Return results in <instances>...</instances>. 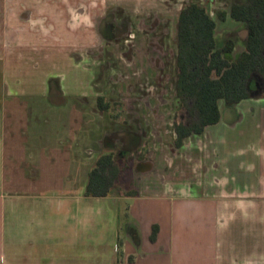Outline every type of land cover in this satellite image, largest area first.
I'll use <instances>...</instances> for the list:
<instances>
[{
    "label": "crops",
    "instance_id": "obj_1",
    "mask_svg": "<svg viewBox=\"0 0 264 264\" xmlns=\"http://www.w3.org/2000/svg\"><path fill=\"white\" fill-rule=\"evenodd\" d=\"M189 1L0 0V70L11 59L26 69L50 64L36 99L10 89L0 73V264H264V85L236 104L220 101V120L178 148L170 123L160 118L170 111L165 99L119 95L130 114L122 129L97 107L105 90L103 19L121 24V36L131 39L135 27L154 16L166 21L176 7L174 30L164 26L152 38L147 30L137 60L125 47L115 52L117 40L110 41L111 58L117 53L125 71L142 68L147 81H162L173 65L178 14ZM206 1L216 42L232 39L241 52L245 26L227 14L217 18L228 2ZM171 71L175 76V66ZM241 117L248 125L235 132ZM220 123L230 132L218 138L215 130L206 140L218 143L212 151L234 179L215 171L219 164L205 147L207 129ZM106 138L109 149L147 148L133 178L151 192L84 195ZM158 150L160 164L150 159ZM174 158L170 181L166 166Z\"/></svg>",
    "mask_w": 264,
    "mask_h": 264
},
{
    "label": "trees",
    "instance_id": "obj_2",
    "mask_svg": "<svg viewBox=\"0 0 264 264\" xmlns=\"http://www.w3.org/2000/svg\"><path fill=\"white\" fill-rule=\"evenodd\" d=\"M222 1L228 2V12L219 11L217 18L223 20L227 14L247 31L244 49L239 53L234 52L232 39L216 42V22L208 4L190 0L178 14L175 90L183 118L174 121L176 146L220 120V101L236 104L250 97L257 85H264V0ZM99 106L106 107L101 99ZM125 163L118 151L104 149L88 171L84 195L136 194L120 188ZM154 237L155 227L151 239Z\"/></svg>",
    "mask_w": 264,
    "mask_h": 264
},
{
    "label": "flooded vegetation",
    "instance_id": "obj_3",
    "mask_svg": "<svg viewBox=\"0 0 264 264\" xmlns=\"http://www.w3.org/2000/svg\"><path fill=\"white\" fill-rule=\"evenodd\" d=\"M151 27L153 30H156L157 32V28H158V19L154 16L151 20ZM146 22V21H145ZM141 28V29H140ZM123 29V27L121 26V24H118L116 25V23H114L113 21L110 22V20L104 18L103 21H102V24H101V33L103 34L104 38L108 41L106 46H107V54H106V61L104 62V66H103V69H102V72H103V79H104V85H107L109 84L108 87H110V90L109 92L111 94H115L113 93L115 91V85L112 84V82L118 84V88L119 91H118V95H125L126 92L129 93L127 96L128 97H137V96H157L159 97L160 99H165L166 101H161L163 102V104L165 105H168L169 107V112H168V115L167 117L164 118V116L161 115V120L164 119V120H168V122L170 123L171 127H172V132H173V146L175 148H178V147H181L182 144L180 146H176L175 143H174V140H175V132H174V121H178V120H181L183 118V115L181 114V102H180V99L178 98L177 94H176V90H175V81H176V74L175 76H173V73L171 71V69L175 66V58H176V54H177V47L175 45V48H174V52L173 54H171V57L169 58V60H173V65L172 63L169 64V69L167 72H164L161 74L159 80H162V81H147L145 77H143L145 74H144V69H140L138 67V69L134 70V69H131V71L129 70V73H127L126 75L124 74H121L116 68H115V71H113V74H115V77H111V73H110V68L112 66V64H119L118 65V69L119 68H122L121 64H120V56H118V54H114L113 59H111L109 56L110 55V51L108 49V47H111V43L110 41L111 40H117V41H114L115 42V52H121L120 50H122L123 47H125V50L129 51L130 54L132 55V53L134 54V58L135 60H137L139 58V55H140V50H141V47L143 45L142 43V39H146L148 40L147 36H148V33H145L144 30H148V28L145 27V23H143V25H140L137 30H131L133 32V37L130 39H128L127 36L123 35L121 36V30ZM131 31L129 33H131ZM144 32L142 34H138V32ZM155 32V33H156ZM119 33H120V36H119ZM155 35V34H154ZM152 35L151 38L154 36ZM128 39L129 41L127 42ZM120 42H122V47L119 48V44ZM110 44V45H108ZM125 45V46H124ZM152 50V49H151ZM123 51V50H122ZM129 54V55H130ZM130 55V56H131ZM118 58V62H117V59ZM125 62H126V58H124ZM112 60V61H111ZM122 62V61H121ZM172 62V61H171ZM158 66H156L157 68L159 67V63L157 64ZM172 68H171V67ZM141 72L142 73V78H140L138 74H140ZM130 74V75H129ZM159 75V73H157ZM135 76V77H134ZM174 81H173V80ZM134 81H137V88L134 89ZM120 85V87H119ZM139 89V91H137V89ZM104 95V94H103ZM103 95H100L97 97L96 99V102H97V107L100 111L108 114V116L113 120V121H116L118 122L117 120V116L118 115H113L112 112L115 110V107L116 106L114 104V102L112 101V99H110L109 97L108 98H105ZM169 100H167L166 98H169ZM148 98V97H147ZM101 99L102 101V105L103 106H106L105 108H101L99 106V100ZM111 111V113H110ZM127 123V120H124V121H121V126H123L124 124ZM123 124V125H122ZM119 129H122V127H118ZM141 132V131H140ZM143 132V131H142ZM204 132V131H203ZM142 134V133H140ZM202 134V133H201ZM199 134V135H201ZM143 135V134H142ZM193 135H198V134H193ZM192 136V135H190ZM188 136V137H190ZM186 137V138H188ZM184 138L182 140V143L183 141L186 139ZM110 143L108 142V138H106L105 140V147L106 149H109L108 148V145ZM114 144V143H113ZM146 150L147 148L144 147ZM105 149V148H104ZM111 150V149H110ZM114 150V149H112ZM118 152L119 154L121 155V157H128L127 159H131L132 162H133V165H135L136 163L140 162L141 160H143L145 157V155H141V151L138 150V151H127L121 147H119L118 149Z\"/></svg>",
    "mask_w": 264,
    "mask_h": 264
},
{
    "label": "rangeland",
    "instance_id": "obj_4",
    "mask_svg": "<svg viewBox=\"0 0 264 264\" xmlns=\"http://www.w3.org/2000/svg\"><path fill=\"white\" fill-rule=\"evenodd\" d=\"M203 4L206 5L208 3H207L206 0H204ZM175 11L177 12L176 7H175L173 12L171 11V15L169 14V12L167 13V15H165V17H169V19H167L166 21H163V22L159 21L157 31H159V29L164 27V26H168V27L171 28L170 30H174V26H175V23H176V17H175L176 12ZM145 27L148 28V30H150V32H148L149 35H154L155 34L156 30L152 29L150 20L145 22ZM134 30H137V27H135ZM144 32L146 33L147 30H144ZM144 32H140V33H144ZM108 45H110V44H108ZM118 46H119V48L122 47V42H120V44ZM108 49L110 51V47H108ZM109 57L111 58V56H109ZM33 58H37V55H33ZM117 62H118V60H117ZM118 65L119 64H116L115 66H116L117 70L121 74L126 75L127 73H129V70L125 71L123 68H119L118 69ZM38 66L39 67L37 69L35 68V66H33V69H30V68L26 69L27 66L24 65L23 61L17 62V61H15V59H11L6 64L5 70H0V73L4 74V78L6 80V84L8 85V87L10 89H12L15 92H19V93L22 92V93H24L25 96H28L25 93L31 94L30 97L33 96L32 98L36 99V98H38L39 91L42 89V84H43L42 83V81H43L42 78L45 76V74L48 72V70H50V64L49 63L48 64L47 63H43V64L39 63ZM140 74H138V75H140ZM31 76L34 79L33 81H29ZM137 83H138L137 81H134V85H133L134 89H136L138 87ZM107 85L109 86V84H107ZM107 85H105V90H104V95L103 96L105 98L109 97L110 99H112V101L116 105V106H114L115 110L112 112V114L113 115H118L117 116L118 117L117 118V120H118L117 127H122L123 128L125 126L123 124H122L123 126H121V121L127 120L129 118V116H130V114L127 112L126 102L120 99L119 95L117 94L118 93L117 91L113 92L115 94H111L109 92L110 87H108ZM139 89L140 88H138L137 91H139ZM128 94L129 93L126 92V94L123 97H125ZM110 113H111V111H110ZM46 121H47L46 124L49 125L50 124V117H46ZM245 125H248V120L245 119V117H241V119L238 120L233 125V127L236 128L235 132L238 131V128L244 127ZM208 127H210V126H208ZM216 128L217 129L211 127L209 129H207V131H206L207 134L204 135V137H205L204 138L205 147L207 145L209 147L210 159L212 161L216 160L217 164H219V166H217V169L215 171L219 172L221 175H224V176H226L228 178L234 179V178H236V174L233 171H231L229 173L225 172L224 166H223L222 155L220 153H218V152H213L212 151L213 146L214 147H218V143L214 142V141L206 140V135L207 136H211L212 131L217 130V132H215V134H212V135H217L218 138L222 137V133L223 132H226V133L230 132V130H226L225 128H227V127H225V125L221 124V123L218 124L216 126ZM224 136H227V134H225ZM108 150H110V149H108ZM103 151H104V148L101 149L100 153L103 152ZM114 151H118V150L114 149ZM141 152H142L141 155H143V156L145 155V157L148 154V150H142ZM157 152H158V154L151 156L150 159H154L156 163L158 162L160 164V161L162 159L161 158L162 157L161 156L162 152H160V150H158ZM169 157H174V155L169 154ZM123 159H124V162L126 161L127 163H125L123 165L124 172H123V174L121 176L120 188L121 189H126V191H128L129 193L151 192L149 189L145 190V189L142 188V185H143V179L142 178H140L139 180H137L135 176L133 178V167H134V165H132L133 164L132 160L131 159H126V158H123ZM162 162H163V160H162ZM177 162L178 161L176 160V158H174V160L171 162V165L170 166H166L169 169V178L168 179L170 181L174 180V176H175L174 175V169H175L174 167L177 164ZM164 166H165V164H164ZM154 179H156V178L153 176L151 181H154ZM149 180H150V178H149ZM146 182H147V180H146ZM157 185H159V184H157ZM123 217H125L124 213L121 212V215H120L121 221H123Z\"/></svg>",
    "mask_w": 264,
    "mask_h": 264
},
{
    "label": "water",
    "instance_id": "obj_5",
    "mask_svg": "<svg viewBox=\"0 0 264 264\" xmlns=\"http://www.w3.org/2000/svg\"><path fill=\"white\" fill-rule=\"evenodd\" d=\"M246 33H247V31H246ZM262 86H263V85H261V86H258V85H257V90H260V88H262Z\"/></svg>",
    "mask_w": 264,
    "mask_h": 264
}]
</instances>
